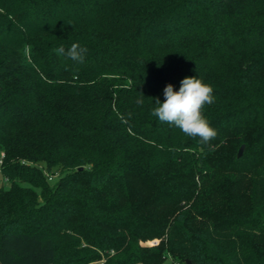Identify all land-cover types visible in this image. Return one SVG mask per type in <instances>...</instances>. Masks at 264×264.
I'll return each instance as SVG.
<instances>
[{
  "label": "trees",
  "instance_id": "trees-1",
  "mask_svg": "<svg viewBox=\"0 0 264 264\" xmlns=\"http://www.w3.org/2000/svg\"><path fill=\"white\" fill-rule=\"evenodd\" d=\"M0 149V264H264V0H0Z\"/></svg>",
  "mask_w": 264,
  "mask_h": 264
},
{
  "label": "clouds",
  "instance_id": "clouds-1",
  "mask_svg": "<svg viewBox=\"0 0 264 264\" xmlns=\"http://www.w3.org/2000/svg\"><path fill=\"white\" fill-rule=\"evenodd\" d=\"M54 51L57 55L83 63L88 50L78 43H73L67 51L63 46ZM163 94L165 98L163 103L158 98L155 99L157 106L153 108L152 116L161 123L179 129L185 136L199 138L202 144H209L216 138L217 131L204 114L205 106L214 103L213 87L210 84L195 76L185 77L180 81L178 91L174 90L173 85L168 84ZM143 102V99L136 101L138 105H142Z\"/></svg>",
  "mask_w": 264,
  "mask_h": 264
},
{
  "label": "rangeland",
  "instance_id": "rangeland-1",
  "mask_svg": "<svg viewBox=\"0 0 264 264\" xmlns=\"http://www.w3.org/2000/svg\"><path fill=\"white\" fill-rule=\"evenodd\" d=\"M1 156H2V150L0 149V157ZM7 185H8V181L2 176L0 172V187H6ZM158 242H159V239H153V240L143 242V244H156ZM162 264H179V263L174 262L170 257H165Z\"/></svg>",
  "mask_w": 264,
  "mask_h": 264
},
{
  "label": "water",
  "instance_id": "water-1",
  "mask_svg": "<svg viewBox=\"0 0 264 264\" xmlns=\"http://www.w3.org/2000/svg\"><path fill=\"white\" fill-rule=\"evenodd\" d=\"M243 149H244V145L241 144L240 147L238 148V151H237V156L238 157L241 156V154L243 152ZM187 263H189V262L187 261Z\"/></svg>",
  "mask_w": 264,
  "mask_h": 264
}]
</instances>
